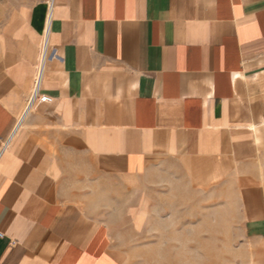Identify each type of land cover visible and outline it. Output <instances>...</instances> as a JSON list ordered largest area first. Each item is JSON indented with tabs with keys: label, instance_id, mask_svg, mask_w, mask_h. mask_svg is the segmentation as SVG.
Here are the masks:
<instances>
[{
	"label": "crops",
	"instance_id": "crops-1",
	"mask_svg": "<svg viewBox=\"0 0 264 264\" xmlns=\"http://www.w3.org/2000/svg\"><path fill=\"white\" fill-rule=\"evenodd\" d=\"M0 0V264H126L176 216L264 264V0Z\"/></svg>",
	"mask_w": 264,
	"mask_h": 264
},
{
	"label": "rangeland",
	"instance_id": "rangeland-1",
	"mask_svg": "<svg viewBox=\"0 0 264 264\" xmlns=\"http://www.w3.org/2000/svg\"><path fill=\"white\" fill-rule=\"evenodd\" d=\"M172 229L146 235L142 255L126 264H253L238 228L217 222L209 200L207 214L176 216Z\"/></svg>",
	"mask_w": 264,
	"mask_h": 264
},
{
	"label": "built area",
	"instance_id": "built-area-1",
	"mask_svg": "<svg viewBox=\"0 0 264 264\" xmlns=\"http://www.w3.org/2000/svg\"><path fill=\"white\" fill-rule=\"evenodd\" d=\"M47 5H48V17H47V22H46V25L43 29V33H42V42L40 45V54H39L37 70H36V74L34 77L33 86H32L31 92L27 98L24 110H23L20 118L17 121V125L15 127V130L22 123L23 119L30 112V110L33 108V106L36 102H50L51 101V98L49 96H47L46 94H43L41 92V82H42L45 66H46L47 60L52 55V50L50 49L49 43H48V37H49L50 17H51V12H52V7H53V0H48ZM2 235L3 234L0 233V237H2Z\"/></svg>",
	"mask_w": 264,
	"mask_h": 264
},
{
	"label": "bare ground",
	"instance_id": "bare-ground-1",
	"mask_svg": "<svg viewBox=\"0 0 264 264\" xmlns=\"http://www.w3.org/2000/svg\"><path fill=\"white\" fill-rule=\"evenodd\" d=\"M20 123V122H19Z\"/></svg>",
	"mask_w": 264,
	"mask_h": 264
}]
</instances>
